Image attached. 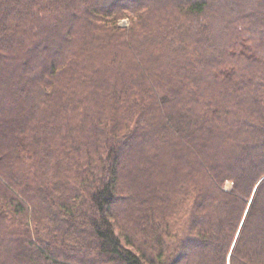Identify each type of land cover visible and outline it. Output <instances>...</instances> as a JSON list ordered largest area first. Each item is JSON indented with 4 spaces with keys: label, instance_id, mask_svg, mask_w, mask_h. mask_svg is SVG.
<instances>
[{
    "label": "trees",
    "instance_id": "1",
    "mask_svg": "<svg viewBox=\"0 0 264 264\" xmlns=\"http://www.w3.org/2000/svg\"><path fill=\"white\" fill-rule=\"evenodd\" d=\"M0 106V264H264V0H0Z\"/></svg>",
    "mask_w": 264,
    "mask_h": 264
},
{
    "label": "rangeland",
    "instance_id": "2",
    "mask_svg": "<svg viewBox=\"0 0 264 264\" xmlns=\"http://www.w3.org/2000/svg\"><path fill=\"white\" fill-rule=\"evenodd\" d=\"M119 26L120 27H122V28H130V26H131V21H130V18H122L121 20H119ZM44 38L45 37H42V38H35V40L32 42V43H36V42H38V41H42V40H44ZM2 98H3V100L5 99V98H7V96H6V93L5 94H3V96H2ZM1 107V106H0ZM38 121V117L37 116H35L34 117V119H33V121L32 122H37ZM168 165V162H167V164H166V166ZM171 170V167H168V168H165V169H162V175H163V177H167L168 175H167V173H168V171H170ZM169 174V173H168ZM227 186H228V188L229 187H231V184L230 183H228L227 184ZM131 187H133V188H131ZM131 187H130V189H134V186L133 185H131Z\"/></svg>",
    "mask_w": 264,
    "mask_h": 264
}]
</instances>
